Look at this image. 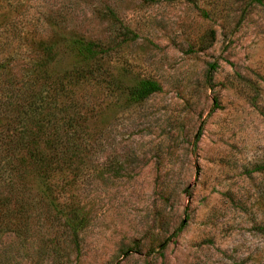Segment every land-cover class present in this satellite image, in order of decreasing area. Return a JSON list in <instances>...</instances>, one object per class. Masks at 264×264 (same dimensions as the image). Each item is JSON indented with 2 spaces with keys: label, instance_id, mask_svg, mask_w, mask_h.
<instances>
[{
  "label": "rangeland",
  "instance_id": "1",
  "mask_svg": "<svg viewBox=\"0 0 264 264\" xmlns=\"http://www.w3.org/2000/svg\"><path fill=\"white\" fill-rule=\"evenodd\" d=\"M263 165L264 0H0V264H264Z\"/></svg>",
  "mask_w": 264,
  "mask_h": 264
},
{
  "label": "trees",
  "instance_id": "2",
  "mask_svg": "<svg viewBox=\"0 0 264 264\" xmlns=\"http://www.w3.org/2000/svg\"><path fill=\"white\" fill-rule=\"evenodd\" d=\"M254 1L256 3H261V0ZM68 46L72 52H77L79 55H81V79L98 81L102 76L100 70H103V68H101L103 60L100 55L103 49L102 47H100V43L91 39H85L81 37L72 38ZM112 83L115 88L119 90V92L121 91L124 96L130 101H140L149 94L160 90V85L155 80L149 78L136 79L135 81L127 84H121L113 79ZM87 102L89 105H93V103L89 100ZM199 132L200 130H197L195 135L196 138L198 137ZM24 138L25 137H23V139ZM263 168L264 165L262 169ZM179 228L180 226L175 231L179 230Z\"/></svg>",
  "mask_w": 264,
  "mask_h": 264
}]
</instances>
